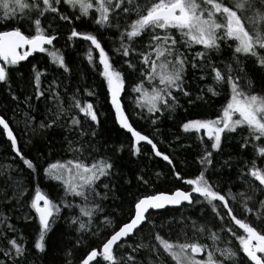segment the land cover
<instances>
[{
	"label": "snow or ice",
	"instance_id": "6c2138e0",
	"mask_svg": "<svg viewBox=\"0 0 264 264\" xmlns=\"http://www.w3.org/2000/svg\"><path fill=\"white\" fill-rule=\"evenodd\" d=\"M0 24V90L11 102L0 111L11 161L0 164V264H35L66 210L78 233L75 246L88 248L79 264H264V85L257 88L252 76L264 75V0H0ZM64 28L69 47L76 40L89 43L84 56L106 85L115 123L131 134L127 144L99 141V111L84 99L95 90L65 83L73 68L55 44ZM106 35L120 66L106 51ZM225 51L227 58L217 59ZM36 53L46 54L60 76L49 78V68L36 64L25 75L22 65ZM133 75L129 111L123 94ZM192 80L203 87L193 90ZM221 90L226 102L213 118L182 120L174 134L180 147H199L198 174L185 179L175 158L158 148L161 124L184 108L181 98L194 107ZM135 120H146L153 133L137 130ZM54 131L64 134L62 148L72 158L49 159ZM189 139L193 143L186 144ZM37 141L47 155L37 149L30 157L24 147ZM145 145L189 190L140 194L152 182L147 166L129 174L120 161L126 152L139 163ZM41 175L63 195L54 200L36 184L26 201L29 178ZM133 183L137 192L122 219L109 202L120 200L123 209L117 194ZM26 202L30 211L21 214ZM197 206L199 216L186 214ZM168 208L185 211L169 219L160 212ZM33 219L39 231L29 244L18 221ZM102 230L101 242L88 245L87 238H100Z\"/></svg>",
	"mask_w": 264,
	"mask_h": 264
},
{
	"label": "trees",
	"instance_id": "16d2710c",
	"mask_svg": "<svg viewBox=\"0 0 264 264\" xmlns=\"http://www.w3.org/2000/svg\"><path fill=\"white\" fill-rule=\"evenodd\" d=\"M12 25H8L11 27ZM81 30H91L89 25L81 24ZM0 30H4V25L0 24ZM67 32L68 29L64 28L61 31V38L55 42L57 48H62L67 53L71 66L73 68V73L69 77V79L65 80V83H69L72 86L79 84L81 87H90L95 90L96 95L93 97H84L86 100H91L95 106L97 107L101 119V132L100 136L97 138L99 141H107L111 146H119L121 143L127 144L131 138V134L127 133L126 130L120 129L119 126L114 121L113 110L111 109L106 85L103 82L102 78L98 76L96 72H94L91 66L88 64L84 53L90 46L88 42L83 40H76L74 42L75 47H69L67 42ZM105 46L106 51H109L110 55L113 56V59L116 60L117 66H120L123 61H121L118 57H116L112 53V48L115 45L112 42V37L110 35H106L105 37ZM94 56L98 60V52H94ZM228 53L225 51L223 56L217 57V59H225L227 58ZM32 64H36L39 68H49L50 76L52 75L60 76L59 73L54 72L51 68L49 58L46 54L38 53L34 54L33 57L29 58V62H24L21 68V71L27 75L29 73V69ZM251 68V66H249ZM127 70V69H125ZM67 75V74H65ZM191 72L189 76L191 77ZM252 76L257 81V88L261 85H264V75L257 71H252ZM64 79L63 76L60 77ZM136 79V76L133 75L129 79V85L127 86L126 92L123 94V103L126 108L131 111L134 107L133 104V94L131 93V82ZM211 83V80L207 81ZM203 87V82L192 80L191 86L193 90L197 89V86ZM22 87V85H21ZM0 111H3L4 107H11V102L4 98V94L2 90H0ZM226 102V91L221 90V95L217 97H209L207 103H198L197 106H189L185 102V98H181V103L184 105V108H187V111H184V108L178 109L174 114L172 120L164 119L161 124V133L158 137L160 143H158V148L175 158V163L177 165V170H179L182 176L185 179L194 178L195 175L198 174L199 165L196 162L197 154L199 152V147L197 144L193 143L192 140H187L185 143H193V147L191 149L182 148L179 146L178 142L174 141V134H177L179 129V124L182 120L191 119V118H213L221 109L222 105ZM41 110H43V106L41 105ZM8 115L11 116V111L8 112ZM15 119L22 120L23 116L18 115ZM23 128V124L20 125ZM134 127L137 130H142L144 133L151 135L153 133V128L146 120H135ZM64 138V134L61 131H54L48 137V139L52 142V147L50 149L51 156L49 159L51 161L55 160H63L72 158L71 154L64 151L62 148V141ZM26 137L23 135L20 136L21 144H24V140ZM234 148L230 147L228 149L229 152H232ZM9 145L2 134H0V164L8 165L11 161L6 158L9 157ZM37 149L41 151H45L47 155V150L44 149V145L39 141L36 142L35 147L30 148L29 146L24 147V151L30 156L33 157L37 154ZM144 153L140 158L139 163H134L129 159L127 153L125 152L121 156V166L127 171L129 174L136 172L140 168L146 167V171L151 175L152 182L149 187L146 189H140V194H147L152 192L164 191L170 192L174 191L177 188L189 190V186L183 183V180H178L174 177L171 167L167 164V162L163 161L162 158L154 157L151 155L150 146H144ZM43 164L44 161H41ZM157 173L159 176L157 177ZM27 175V173H25ZM227 175V173H225ZM232 177L235 179V171L232 172ZM36 184H39L41 190L50 196L52 199H57L63 195L62 189L58 186L56 182H51L45 176H39L37 179L33 180L29 178V196L26 198V201L30 199L31 196L34 195V189ZM137 192V187L135 183L130 186H125L120 192H118V196L121 197L125 203L123 209L118 207L120 205V200H116L114 203L109 202V207L111 209H115V211L121 216V218H125L124 213H126L128 208V203L132 200L134 193ZM30 210L27 207V202L24 207L21 209V214L28 213ZM180 211H185L181 209ZM180 211H176L175 209L168 208L160 211L161 214L167 218H171L172 216L179 217ZM186 214L191 215L193 217L199 216L200 213L198 211V206L196 208L186 210ZM71 213L66 210L61 214V218L56 222L53 226L52 231L49 233L47 238V251L43 254H36L35 256V264H66L67 260H71V264H79V260L86 253L88 248L82 242L80 247H76V240L78 233H76L73 227L68 223V218ZM157 222L158 218H157ZM18 227L23 230L25 238L29 242V244L34 241V239L38 235L39 231V222L38 219H33L31 221L25 222L24 220L18 221ZM106 235V231L102 230V235L100 238H87V244L91 246H96L101 242V239ZM175 238V234L173 235ZM71 250L72 256L68 257L67 252Z\"/></svg>",
	"mask_w": 264,
	"mask_h": 264
},
{
	"label": "water",
	"instance_id": "95a60500",
	"mask_svg": "<svg viewBox=\"0 0 264 264\" xmlns=\"http://www.w3.org/2000/svg\"><path fill=\"white\" fill-rule=\"evenodd\" d=\"M36 54H38V53H36ZM1 97V96H0ZM183 190H185V189H183ZM160 211H162V210H160Z\"/></svg>",
	"mask_w": 264,
	"mask_h": 264
}]
</instances>
